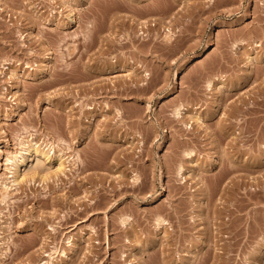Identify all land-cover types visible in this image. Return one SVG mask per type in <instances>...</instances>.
<instances>
[{
  "label": "rangeland",
  "instance_id": "1",
  "mask_svg": "<svg viewBox=\"0 0 264 264\" xmlns=\"http://www.w3.org/2000/svg\"><path fill=\"white\" fill-rule=\"evenodd\" d=\"M3 2L0 264H264V0Z\"/></svg>",
  "mask_w": 264,
  "mask_h": 264
},
{
  "label": "bare ground",
  "instance_id": "2",
  "mask_svg": "<svg viewBox=\"0 0 264 264\" xmlns=\"http://www.w3.org/2000/svg\"><path fill=\"white\" fill-rule=\"evenodd\" d=\"M5 1V0H4ZM213 2L215 1V0H212ZM195 7V6H194ZM7 10H6V8H5V6H4V2H3V0H0V14H4V13H7L6 12ZM8 15H9V13H7ZM1 16V15H0ZM10 16H11V14H10ZM69 18H71V20H73V18H72V16H70ZM31 19V18H30ZM31 20H33V18L31 19ZM49 21L51 20V19H48ZM1 21H4L3 20V16L2 17H0V22ZM31 23L33 22V21H30ZM1 23H4V22H1ZM170 28V27H169ZM169 31H170V29H169ZM168 33V32H167ZM172 33V32H171ZM20 34H22V33H20ZM167 35V34H166ZM171 35V34H170ZM168 36H169V34H168ZM7 37V36H6ZM170 38V37H169ZM246 44V42L242 39V40H240L238 43H236L235 44V46H236V48H243L242 46L243 45H245ZM258 45V43H256V46ZM241 46V47H240ZM253 47V46H252ZM243 50V49H242ZM241 52H243V51H241ZM251 53V52H250ZM253 53V52H252ZM246 54V53H245ZM263 55H256V54H253V55H249L248 56V58H250V61L252 60L253 62H254V60L255 61H258V62H264V57H262ZM247 58V57H246ZM251 61V62H252ZM263 64V63H262ZM7 68V67H6ZM9 68V67H8ZM250 68V67H249ZM177 76V75H176ZM207 85H209V87H213L214 85L212 84V81H210L209 82V84H207ZM219 102V101H218ZM89 109H93L94 107L93 106H91V105H89V107H88ZM214 109V108H213ZM187 110H188V108H187V106H184V105H180V106H176V108L173 110V112L170 114L171 116H172V118L174 119V121H177V122H181V124L180 125H182V127L185 129V128H189V129H191V128H193V122H189V121H186L185 120V117H186V115L188 114L187 113ZM212 110V109H211ZM118 112H119V114H120V116H122V113H121V111L120 110H118ZM198 112V111H197ZM197 112H195L194 113V115H191V117H190V120L192 119L193 121H194V123L196 122V123H198V124H200V125H202L203 126V124L205 123V117H204V114H199V113H197ZM209 112H211V113H214L213 111H209ZM208 114V113H207ZM207 114H206V117H207ZM208 116H209V114H208ZM121 118H123V117H121ZM171 118V119H172ZM93 119V118H92ZM155 125V124H154ZM181 128V127H180ZM183 129V130H184ZM186 130V129H185ZM120 137V136H119ZM117 138V137H116ZM121 138V137H120ZM131 138H134V136L133 137H131ZM33 141L32 142H29L28 143V145L26 144V141L27 140H22L21 141V148H20V150H18L16 153H15V155L12 157V158H8V160H10V159H15V162H14V171L16 172V176H15V178H14V182L15 183H19L21 180H24V179H30V178H33L36 174H37V172H38V170L40 169L41 171H44V170H46V169H49L50 167H48L47 166V163H46V160L47 159H49L51 156H52V154H55V158L52 160V161H56V164H57V168H56V170H55V175H57L58 173H60V172H62L63 170H64V166H65V158H64V156L62 155V153H58V152H56V150H55V144H51L49 147H48V149H47V151H45V150H43L42 148H40V146H38L37 144H36V142H34V139H32ZM113 147V146H112ZM185 150V149H184ZM188 150H190V149H188ZM193 150V149H192ZM191 150V151H192ZM112 151V150H111ZM125 151V150H124ZM51 152H52V154H51ZM128 152V151H127ZM180 152H182V151H180ZM177 153V152H176ZM193 153V152H192ZM179 154H181V156H182V158L183 159H185V160H189V159H191L192 158V155H191V152H189V151H184L183 153H179ZM179 154H177V155H179ZM180 156V155H179ZM180 156V157H181ZM117 157V156H116ZM173 157V156H172ZM17 159V160H16ZM29 159V160H28ZM51 159V158H50ZM27 161H29L30 163H31V165L29 166V167H26L25 169H24V171H22V167L26 164V162ZM115 161H117V159L115 160ZM117 164L119 163V161L118 162H116ZM48 167V168H47ZM177 171V170H176ZM186 171V167H184L181 163H180V166H179V168H178V173H179V176L181 177V178H186V175H185V172ZM29 172H32V174H30L29 175ZM124 172V171H123ZM47 173H43L42 174V176L41 177H44L45 175H46ZM30 176V177H29ZM124 177V176H123ZM133 177V176H132ZM44 179H45V177H44ZM138 177L137 176H134L133 177V181H138ZM183 181H185L186 182V179L185 180H183ZM122 182V181H121ZM124 182V181H123ZM142 182V181H141ZM143 183V182H142ZM146 185V184H145ZM145 185H143V187L145 186ZM202 193L204 192V191H201ZM203 195H205V194H203ZM103 201H100V204L102 203ZM203 203V202H202ZM99 203H97L96 205H98ZM99 204V205H100ZM103 204H104V202H103ZM132 218L130 217V216H125V215H123V217H121V222H122V224L123 225H130V224H132ZM168 223V221L165 219V218H163L162 216H159V217H157L156 218V224H157V228H162V227H164V225H166ZM126 228H127V226H126ZM129 232V231H128ZM73 244V243H72ZM75 245V244H74ZM73 245V246H74ZM145 245V244H144ZM76 246V245H75ZM63 254L66 256L67 255V252L65 253V252H63ZM49 255H50V253H49ZM259 256H261V254L259 255ZM258 256V257H259ZM253 258V257H252ZM257 259V258H256ZM259 259H260V257H259ZM257 262V261H256ZM41 264H45V262H43V263H41ZM126 264V263H125Z\"/></svg>",
  "mask_w": 264,
  "mask_h": 264
}]
</instances>
